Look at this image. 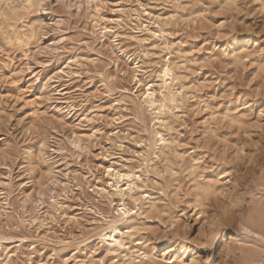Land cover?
I'll return each mask as SVG.
<instances>
[{
  "label": "rangeland",
  "instance_id": "1",
  "mask_svg": "<svg viewBox=\"0 0 264 264\" xmlns=\"http://www.w3.org/2000/svg\"><path fill=\"white\" fill-rule=\"evenodd\" d=\"M0 264H264V0H0Z\"/></svg>",
  "mask_w": 264,
  "mask_h": 264
},
{
  "label": "bare ground",
  "instance_id": "2",
  "mask_svg": "<svg viewBox=\"0 0 264 264\" xmlns=\"http://www.w3.org/2000/svg\"><path fill=\"white\" fill-rule=\"evenodd\" d=\"M171 73H172L171 69H170V67L168 65H166V66H164L162 68V79H163L162 80L163 81L162 84H163V87L165 88V90L169 89V83H168L167 79L171 77ZM140 94H141V97L143 96V101L146 104H148L150 107H157V106L158 107H160V106L162 107L164 105L163 101H166L167 99H171L172 100L171 95L169 93L165 94L164 92L161 93L163 98L159 99L157 97V95H156V90L153 89V87L151 85L149 87H147V89L145 91L140 92ZM167 102H169V101H167ZM168 106H170V105H168ZM159 135H160V139L162 141H165L164 136L162 134H159ZM253 155H255V154H253ZM128 185H129V187H128L129 189L128 190H130L131 189L130 188V184H128ZM118 191L120 192V194L122 196L124 195V193L122 192V189L119 188ZM125 205L122 208L117 209L118 210V215L117 216L119 217L120 220L128 221L131 209H129ZM115 223H116V221L110 226V231L104 232L103 234L100 235L102 243H106L109 246L110 250L113 249V248H116V247H118V248L119 247H122V248L128 247L126 245V243L124 242V238H123V234L125 232H123ZM250 225H251V227L250 226H244V228L248 229L250 232H253V233H255V234L259 235V236L260 235L263 236V232L261 233V232H258L256 230V227H257V222L256 221H251ZM262 225H263V223H262Z\"/></svg>",
  "mask_w": 264,
  "mask_h": 264
}]
</instances>
